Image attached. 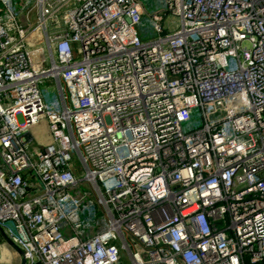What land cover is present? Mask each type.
Segmentation results:
<instances>
[{
    "label": "built area",
    "instance_id": "built-area-1",
    "mask_svg": "<svg viewBox=\"0 0 264 264\" xmlns=\"http://www.w3.org/2000/svg\"><path fill=\"white\" fill-rule=\"evenodd\" d=\"M0 226L25 264H264V0H0Z\"/></svg>",
    "mask_w": 264,
    "mask_h": 264
},
{
    "label": "rangeland",
    "instance_id": "rangeland-1",
    "mask_svg": "<svg viewBox=\"0 0 264 264\" xmlns=\"http://www.w3.org/2000/svg\"><path fill=\"white\" fill-rule=\"evenodd\" d=\"M146 6L148 7L149 10H152L153 6L150 5V3H146ZM163 27L167 30H175L178 28L179 26V21L176 17L174 16H170L168 15L167 17H165L164 21H162ZM139 36L141 37V39L143 40H147L151 37H153L152 31L150 30V28H148V24L143 22L142 25L138 26L137 28ZM74 54L76 57H81V50L79 48V46L76 44L74 46ZM52 83L49 80H44L42 81V83L40 84V88L42 90L46 89L48 90V92H50V97L53 94L54 90L53 87L50 86ZM32 135L35 138V143H45V141H47V133H46V129L43 126L40 127H36L33 132ZM88 185H78L77 188L75 189V194L78 193L77 195H79V192H83V191H88ZM98 215H100V213H98ZM92 232H94L93 230L89 231V234H91ZM0 243H1V250H2V254H1V263L0 264H9V262H11L10 264H17L16 260L18 259V254L14 251L15 249L8 244H5V241H3V239H0ZM5 244V245H4ZM14 249V250H13ZM124 264H127L126 259H123Z\"/></svg>",
    "mask_w": 264,
    "mask_h": 264
},
{
    "label": "water",
    "instance_id": "water-1",
    "mask_svg": "<svg viewBox=\"0 0 264 264\" xmlns=\"http://www.w3.org/2000/svg\"><path fill=\"white\" fill-rule=\"evenodd\" d=\"M0 236L7 244L11 245L18 252V254L20 255V264H25V259L22 257L21 249L12 242V240L6 235L5 231L1 226H0Z\"/></svg>",
    "mask_w": 264,
    "mask_h": 264
},
{
    "label": "crops",
    "instance_id": "crops-1",
    "mask_svg": "<svg viewBox=\"0 0 264 264\" xmlns=\"http://www.w3.org/2000/svg\"><path fill=\"white\" fill-rule=\"evenodd\" d=\"M47 141H45V143H48L49 141H50V137H49V135H48V133H47ZM45 143H40V144H45ZM4 241V240H3ZM5 244H7L6 242H5ZM4 244V245H5ZM9 245V244H8ZM14 250V249H13ZM17 254H18V252L16 251V250H14ZM18 256V259L16 260V262H17V264H20V255L18 254L17 255ZM11 262H9V264H10Z\"/></svg>",
    "mask_w": 264,
    "mask_h": 264
},
{
    "label": "trees",
    "instance_id": "trees-1",
    "mask_svg": "<svg viewBox=\"0 0 264 264\" xmlns=\"http://www.w3.org/2000/svg\"><path fill=\"white\" fill-rule=\"evenodd\" d=\"M0 239H1V236H0Z\"/></svg>",
    "mask_w": 264,
    "mask_h": 264
}]
</instances>
